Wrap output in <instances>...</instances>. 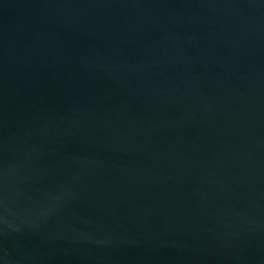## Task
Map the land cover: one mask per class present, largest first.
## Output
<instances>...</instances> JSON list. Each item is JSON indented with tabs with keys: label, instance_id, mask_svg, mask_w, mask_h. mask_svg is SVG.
Wrapping results in <instances>:
<instances>
[{
	"label": "water",
	"instance_id": "95a60500",
	"mask_svg": "<svg viewBox=\"0 0 264 264\" xmlns=\"http://www.w3.org/2000/svg\"><path fill=\"white\" fill-rule=\"evenodd\" d=\"M0 264H264V0H0Z\"/></svg>",
	"mask_w": 264,
	"mask_h": 264
}]
</instances>
